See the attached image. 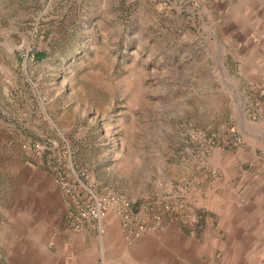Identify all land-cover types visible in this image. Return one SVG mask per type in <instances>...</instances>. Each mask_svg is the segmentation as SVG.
<instances>
[{"label":"rangeland","instance_id":"374dc122","mask_svg":"<svg viewBox=\"0 0 264 264\" xmlns=\"http://www.w3.org/2000/svg\"><path fill=\"white\" fill-rule=\"evenodd\" d=\"M263 73L264 0H0V264L86 257L52 169L68 159L190 238L220 225L188 264H264Z\"/></svg>","mask_w":264,"mask_h":264},{"label":"crops","instance_id":"0c3cea01","mask_svg":"<svg viewBox=\"0 0 264 264\" xmlns=\"http://www.w3.org/2000/svg\"><path fill=\"white\" fill-rule=\"evenodd\" d=\"M245 148L246 146L238 149L236 153H234V156L230 155V153H226L227 158H230V156L235 158V155H237L236 159H239V163H243L250 156ZM215 155L214 153L212 158L209 156L205 157V159H203V164L208 167L213 166V163L209 162V160L213 159ZM219 158L220 154L218 161L219 163H224V161L219 160ZM226 164L228 165V163H224L222 167L226 166ZM206 169L207 168H204V171ZM227 171L228 170L223 169L224 178L218 181L217 186L212 189V192H206V199L199 196L197 197L196 195L193 196L194 199L192 198V202L195 205H208L209 203L206 202L208 198L210 202V198H213L215 194L214 191L216 192L221 188L223 189L226 179H230V173ZM193 190L194 188H191L190 192L195 195ZM218 198L220 199V196ZM221 212L222 210L220 207L218 211L213 210L215 214L213 217L214 223H216V220L219 218L221 219ZM209 226L207 222L206 228L199 233V237L190 238L181 231L177 220L175 221L170 216H164L160 222L156 224L151 223L145 234L133 244H130L126 240L125 234L121 230L116 216L112 212H108L101 223V230L98 232L100 235L97 234L95 228L87 225L81 232L72 233V235H70L68 246L70 248L74 247L73 252L83 250L84 254L86 253V257L73 260L72 262L75 264L80 262V264H188V259L186 257L189 256L190 249H198L197 251L199 254V252H201L199 247L200 241L203 240V238H205L203 242H206V237L211 234L213 236L211 242H213L214 245L217 244L214 235L220 232L221 226L218 224L216 227L213 226L214 228H210ZM114 250L116 255H111L110 258L109 255L104 253L105 251L112 253Z\"/></svg>","mask_w":264,"mask_h":264},{"label":"built area","instance_id":"2783aa9c","mask_svg":"<svg viewBox=\"0 0 264 264\" xmlns=\"http://www.w3.org/2000/svg\"><path fill=\"white\" fill-rule=\"evenodd\" d=\"M56 181L67 202L65 219L73 231H79L90 225L96 230L101 229V223L108 212L116 215L119 226L128 241L138 239L149 229L151 223H157L160 214L155 206L150 211L134 212L132 201L120 193H98L95 184L89 179L87 172L73 164L69 159L58 163L53 168ZM183 192L181 188L180 194ZM183 205L176 203L162 205L163 210L181 209ZM191 232L199 228L198 218L189 217Z\"/></svg>","mask_w":264,"mask_h":264}]
</instances>
